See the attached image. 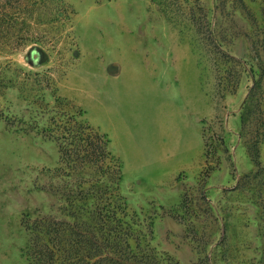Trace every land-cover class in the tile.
Listing matches in <instances>:
<instances>
[{
  "label": "rangeland",
  "instance_id": "1",
  "mask_svg": "<svg viewBox=\"0 0 264 264\" xmlns=\"http://www.w3.org/2000/svg\"><path fill=\"white\" fill-rule=\"evenodd\" d=\"M71 116L122 172L91 264H264V0H0V264L103 183L61 162Z\"/></svg>",
  "mask_w": 264,
  "mask_h": 264
},
{
  "label": "trees",
  "instance_id": "2",
  "mask_svg": "<svg viewBox=\"0 0 264 264\" xmlns=\"http://www.w3.org/2000/svg\"><path fill=\"white\" fill-rule=\"evenodd\" d=\"M204 22V26L202 25L204 31L210 30L209 23L206 20ZM194 27L197 29L196 24ZM248 102L249 99L246 100V104ZM55 123L58 134L54 135H57L55 140L59 141L61 162L63 160L66 167L73 173L83 174L86 171H92L99 176L103 183H97L88 189L80 188L81 192L78 194L81 195V198L71 204L73 212L69 216L75 220L72 225H70L71 223L66 225L68 223L49 217H43L36 221L35 226L29 228L30 240L27 256L31 264H91L90 261L97 255L95 253L98 249L102 250V247L98 244V239H92L86 234L85 225L88 222L83 219L87 217L97 221L100 225H104L105 229L118 230L125 225L123 218L119 216L120 212H124L122 209L125 205L123 198H119V194L113 195V186H117L122 179L120 161L109 149L110 140L107 135L102 134L90 124L80 121L75 116L59 119ZM89 201H92L88 207V209H93L94 215L92 216L86 215L88 209L85 208V205ZM74 231H79L80 236H76ZM115 232L109 231L106 236L110 241L113 240L115 244L119 245L116 241L117 237L114 235ZM119 232L121 231L119 230ZM78 237L80 239H77ZM123 241L129 245L128 239ZM122 261H119V264H149L137 258L123 259ZM112 262L110 261L109 264H113ZM94 264H105V262L98 260Z\"/></svg>",
  "mask_w": 264,
  "mask_h": 264
}]
</instances>
